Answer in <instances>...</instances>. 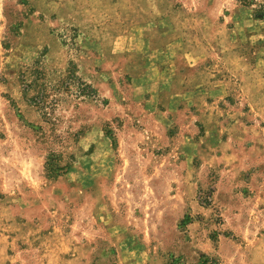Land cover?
I'll use <instances>...</instances> for the list:
<instances>
[{
	"label": "rangeland",
	"instance_id": "obj_1",
	"mask_svg": "<svg viewBox=\"0 0 264 264\" xmlns=\"http://www.w3.org/2000/svg\"><path fill=\"white\" fill-rule=\"evenodd\" d=\"M205 260L264 264V0H0V264Z\"/></svg>",
	"mask_w": 264,
	"mask_h": 264
},
{
	"label": "trees",
	"instance_id": "obj_2",
	"mask_svg": "<svg viewBox=\"0 0 264 264\" xmlns=\"http://www.w3.org/2000/svg\"><path fill=\"white\" fill-rule=\"evenodd\" d=\"M79 95L82 96H93V88H91V86L89 84H87L86 82H82V81H77V90ZM59 166L54 165L51 166V168H49V171H57V173H55V175L53 176H58L59 175ZM204 264H208L207 261L205 260L203 262Z\"/></svg>",
	"mask_w": 264,
	"mask_h": 264
},
{
	"label": "crops",
	"instance_id": "obj_3",
	"mask_svg": "<svg viewBox=\"0 0 264 264\" xmlns=\"http://www.w3.org/2000/svg\"><path fill=\"white\" fill-rule=\"evenodd\" d=\"M221 159H222V160L225 159V158H224V155H221Z\"/></svg>",
	"mask_w": 264,
	"mask_h": 264
}]
</instances>
